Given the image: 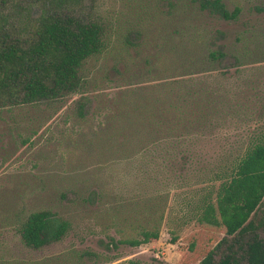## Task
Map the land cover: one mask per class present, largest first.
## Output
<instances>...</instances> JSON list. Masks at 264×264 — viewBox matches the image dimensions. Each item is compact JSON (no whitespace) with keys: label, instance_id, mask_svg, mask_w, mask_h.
<instances>
[{"label":"trees","instance_id":"1","mask_svg":"<svg viewBox=\"0 0 264 264\" xmlns=\"http://www.w3.org/2000/svg\"><path fill=\"white\" fill-rule=\"evenodd\" d=\"M101 1L0 0V111L34 110L75 96L76 116L87 122L93 102L98 103L96 113L106 115L86 135L89 152L100 149L104 156L130 163L143 159L137 166L147 158L165 157L172 168L179 163L184 172L206 171L197 186L180 190L185 233L170 234L180 254L177 264H213L225 243L237 244L238 252L230 247L219 264H264V240L253 221L264 200V97L248 98L247 89L230 85L253 56L254 36L239 34L227 46L221 43L227 32L194 26L203 15L236 22L241 8H230L225 0H120V10L108 11ZM255 10L263 12L264 1ZM159 11L164 17L161 40L141 56ZM107 60L113 62L109 68ZM99 61L104 62L103 85L116 89L113 96L89 74L92 62ZM249 114L255 126L242 134L237 148L223 147L216 154L218 164L208 163L210 167L206 156L214 149L211 143L227 140V125ZM106 197L97 190L81 198L101 204ZM125 208L119 202L109 210L110 225L119 237L138 238L117 243L156 244L162 213ZM9 225L33 250L61 241L69 229L46 210Z\"/></svg>","mask_w":264,"mask_h":264},{"label":"rangeland","instance_id":"2","mask_svg":"<svg viewBox=\"0 0 264 264\" xmlns=\"http://www.w3.org/2000/svg\"><path fill=\"white\" fill-rule=\"evenodd\" d=\"M263 1L225 0L230 8L235 5L241 8L236 22L207 15L199 16L194 22V26L227 32V39L221 42L227 46H232L239 34L254 36L250 47L253 56L230 79L232 87L241 85L247 89L245 96L248 98L256 94L264 97V11L255 10ZM101 2L108 11L121 9L120 0ZM163 20L159 11L139 50L141 56L148 54L157 40H161ZM106 63L109 68L113 62L107 60ZM103 68V61L92 62L89 74L97 79L105 93L113 96L116 89L103 85ZM136 72L132 66L130 77L134 78ZM76 98L71 96L62 103L34 110L0 111V264H130V261L177 264L180 254L177 245L172 244L175 237L170 234L185 233V229L180 228L185 207L180 190L197 186L206 171L190 169L184 172L179 163L174 169L166 165L165 157L155 161L147 158L149 162L145 159L143 165L137 166L144 160L130 163L129 160L119 161L112 154L104 156L100 149L89 152L86 135L104 122L106 114L96 113L98 103L93 102L90 108L93 115L89 121H82L73 108ZM252 121V114H249L247 119L228 124L229 138L211 143L214 149L206 156L207 164H218L216 154L222 149L237 148L242 134L255 126ZM142 167L144 174L140 170ZM181 184L189 185L183 187ZM97 190L107 194L105 202H83L84 194ZM119 202L125 204L127 211L144 210L155 216L162 213L164 218L156 244L132 247L117 243L122 238H138L119 237L111 227L109 210ZM39 210L50 211L56 218L66 221L69 229L61 241L33 250L22 244L15 227L9 224ZM147 216L142 218L147 219ZM253 221L258 227L257 234L264 240V200ZM177 238L181 241L184 237ZM248 238L249 235L243 237L241 243ZM237 246L221 245L214 254L213 264H219L230 252V247L238 252Z\"/></svg>","mask_w":264,"mask_h":264}]
</instances>
